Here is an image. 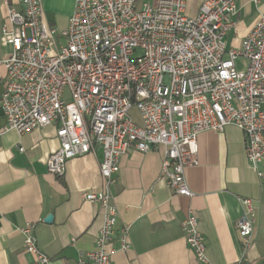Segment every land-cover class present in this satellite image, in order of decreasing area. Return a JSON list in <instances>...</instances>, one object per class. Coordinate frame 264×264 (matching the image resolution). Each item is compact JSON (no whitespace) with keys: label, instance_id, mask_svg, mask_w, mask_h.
Masks as SVG:
<instances>
[{"label":"built area","instance_id":"2783aa9c","mask_svg":"<svg viewBox=\"0 0 264 264\" xmlns=\"http://www.w3.org/2000/svg\"><path fill=\"white\" fill-rule=\"evenodd\" d=\"M237 1L202 0L190 16L187 0H75L62 30L43 19L41 0H18L20 9L6 3L1 34L11 52L0 61L5 130L55 124L59 146L46 167L59 178L71 158L102 150L101 187L82 198L99 206L103 220L94 248L80 253L78 264H110L116 234L121 250L131 247L130 225L116 228L111 191L120 157L129 151L161 147L160 178L175 194L191 197L185 168L196 163L198 134L234 125L250 169L264 181V14L240 46H228ZM237 59L245 61L242 69ZM239 202L241 257L226 264H245L253 245L255 206L250 198ZM182 226L196 261L212 264L191 209ZM18 231L32 264H49L33 224Z\"/></svg>","mask_w":264,"mask_h":264},{"label":"crops","instance_id":"0c3cea01","mask_svg":"<svg viewBox=\"0 0 264 264\" xmlns=\"http://www.w3.org/2000/svg\"><path fill=\"white\" fill-rule=\"evenodd\" d=\"M201 2L187 0V14L195 16ZM6 3L21 8L18 0H0V61L11 52L1 34ZM74 3L41 0L42 17L48 25L62 30ZM260 14H264V0H238L234 27L226 35L228 46H240ZM244 64L243 59H237L238 69ZM5 82L6 69L0 64V101ZM5 125L0 105V264L33 263L34 256L25 251L18 231L27 223L33 224L38 247L50 258L49 264H78L79 254L94 248L103 220L99 206L82 198L83 192L101 187V148L71 158L59 178L46 167L48 156L59 146L55 124L24 133L5 130ZM196 146V163L185 168L191 197L175 194L160 178L161 147L145 153L133 150L120 157L111 191L118 209L116 228L130 225L131 247L121 250L116 234L110 245V264H199L182 226L189 209L197 216L210 262L238 261L242 252L236 228L240 197L253 201L256 217L253 245L245 264H263L264 181L250 169L242 132L234 125H227L221 133L203 131ZM47 215H52L50 222L44 220Z\"/></svg>","mask_w":264,"mask_h":264},{"label":"water","instance_id":"95a60500","mask_svg":"<svg viewBox=\"0 0 264 264\" xmlns=\"http://www.w3.org/2000/svg\"><path fill=\"white\" fill-rule=\"evenodd\" d=\"M51 219H52V215H47V216L45 217L44 220H45L46 222H50Z\"/></svg>","mask_w":264,"mask_h":264},{"label":"rangeland","instance_id":"374dc122","mask_svg":"<svg viewBox=\"0 0 264 264\" xmlns=\"http://www.w3.org/2000/svg\"><path fill=\"white\" fill-rule=\"evenodd\" d=\"M130 112L134 117L136 116V111L134 109H132Z\"/></svg>","mask_w":264,"mask_h":264}]
</instances>
